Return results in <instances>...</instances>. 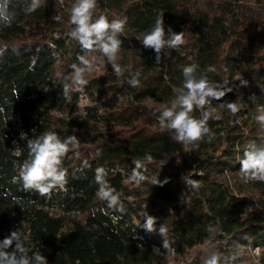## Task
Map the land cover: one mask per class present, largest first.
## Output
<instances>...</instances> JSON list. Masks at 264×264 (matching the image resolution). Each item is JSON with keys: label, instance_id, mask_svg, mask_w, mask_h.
I'll use <instances>...</instances> for the list:
<instances>
[{"label": "trees", "instance_id": "1", "mask_svg": "<svg viewBox=\"0 0 264 264\" xmlns=\"http://www.w3.org/2000/svg\"><path fill=\"white\" fill-rule=\"evenodd\" d=\"M4 2L14 19L0 25V48H6L0 56V240L18 230L29 236V254L39 250L48 264H169L170 256L171 264H201L210 252L207 241L221 254L220 264H254L249 248L259 250L264 264V182L245 183L239 171L250 145L264 147V125L255 119L264 114V0H98L94 19L127 18L117 58L124 77L105 59L70 100L63 95L70 66L80 55H100L85 53L67 35L75 0H46L30 14L26 0ZM162 12L166 29L183 31L186 43L156 64L154 50L140 39ZM192 63L198 72L213 66L208 79L233 87L212 102L219 119L208 121L215 134L210 143L206 137L176 142L159 124L173 86L182 85L183 67ZM135 72L140 83L132 87L126 80ZM240 78L247 86H239ZM224 101L237 104L235 115ZM204 110L192 115L199 119ZM46 131L80 141L78 156L70 151L63 160L67 191L54 190L50 198L12 182L28 157L27 139ZM145 154L153 160L146 165L148 179L137 185L129 176L133 161ZM98 167L107 170L124 212L97 198ZM145 204L156 218L155 232L138 226Z\"/></svg>", "mask_w": 264, "mask_h": 264}, {"label": "clouds", "instance_id": "2", "mask_svg": "<svg viewBox=\"0 0 264 264\" xmlns=\"http://www.w3.org/2000/svg\"><path fill=\"white\" fill-rule=\"evenodd\" d=\"M46 5V0H26L24 12L30 14L41 6ZM98 0H75L71 7L70 24L73 26L68 32V37L75 40L85 53H99V57L89 59L86 55L77 57L79 63H73L70 67L72 74L65 77L63 83V95L67 100L71 99V93H83L89 83L86 78L91 74L96 63L103 64L106 61L111 65L112 71L118 78L124 77L125 69L117 62L118 53L122 41L119 38L124 33L127 18L108 19L105 15H99L94 19ZM14 14L9 13L7 3H0V25L10 26ZM146 49L155 52V63L160 64L162 58L170 50H178L186 43L184 33L173 31L169 26L167 29L164 22V13H160L154 26L147 31L140 39ZM54 48L55 45H50ZM15 51V49H13ZM6 48H0V56ZM198 65L192 63L183 67V82L181 86H173V98L170 104L162 106L159 114L161 129L173 133V139L183 144H193L203 141L207 142L215 138V134L208 126L209 119H219L215 115L216 109L212 107L213 101H221L227 93L233 91L228 82L215 83L208 79L207 73L215 72L213 66L205 71L198 72ZM139 72L130 73L126 83L137 87L140 83ZM239 86H247V81L239 79ZM18 98V95H17ZM234 115L238 111L235 102H222ZM195 109H206L202 111L201 118H195L192 113ZM255 119L264 125V114L257 115ZM75 132V129H73ZM21 139H27L26 133L20 134ZM80 141L73 134L61 139L55 131H46L38 137L27 139L28 157L19 165L18 174L12 178L13 183L22 184L23 190L34 191L41 197L50 198L53 191H67L68 170L63 167V160L67 154L75 152L78 156ZM153 157L145 154L144 160L133 161L129 180L137 185L145 182L148 177L147 163H151ZM239 171L245 183L250 181L264 182V147L257 148L250 145L239 160ZM83 166L87 167L88 162L84 161ZM108 173L103 167L95 169V182L98 185L96 196L99 200L107 203V208L124 212V204L120 199V193L106 179ZM168 181L158 180L157 185L163 186ZM193 187L197 184L190 181ZM148 205H144L143 217L145 222L142 226L147 232L156 231V218L147 213ZM170 213L172 210H169ZM107 214V213H105ZM159 234L165 236V224L159 227ZM29 236L18 231H12L9 236L0 240V264H48L47 258L38 250L32 251L26 247ZM164 247H168L164 239ZM235 259V258H233ZM221 254L210 251L201 264H220Z\"/></svg>", "mask_w": 264, "mask_h": 264}, {"label": "rangeland", "instance_id": "3", "mask_svg": "<svg viewBox=\"0 0 264 264\" xmlns=\"http://www.w3.org/2000/svg\"><path fill=\"white\" fill-rule=\"evenodd\" d=\"M259 207H262V206L259 205ZM204 248L208 249L209 251H215L216 250L215 249V244L213 242H208V241L206 243H204ZM170 252L172 253V251H170ZM247 252H248V255L251 257V259L253 260L254 264H259V262H258L259 250L255 249V248H249V250ZM172 261H173L172 260V256H170L168 258V263L171 264ZM186 261L189 263V262L192 261V258L191 257H187ZM226 263L229 264V261H226ZM180 264H186V262L183 261ZM230 264H233V263H230Z\"/></svg>", "mask_w": 264, "mask_h": 264}, {"label": "built area", "instance_id": "4", "mask_svg": "<svg viewBox=\"0 0 264 264\" xmlns=\"http://www.w3.org/2000/svg\"><path fill=\"white\" fill-rule=\"evenodd\" d=\"M172 251V249H170Z\"/></svg>", "mask_w": 264, "mask_h": 264}]
</instances>
